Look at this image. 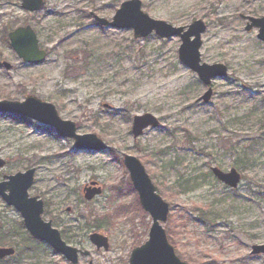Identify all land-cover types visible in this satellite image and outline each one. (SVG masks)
<instances>
[{
	"label": "rangeland",
	"instance_id": "1",
	"mask_svg": "<svg viewBox=\"0 0 264 264\" xmlns=\"http://www.w3.org/2000/svg\"><path fill=\"white\" fill-rule=\"evenodd\" d=\"M124 1L44 0L41 10L28 12L22 0H0V100L36 94L74 121L79 134H99L108 146L103 152L79 151L74 139L50 126L2 114L0 156L7 165L0 168V180L35 167L29 194L44 200V220L52 219L60 231L72 230L70 243L90 250L79 264H130L131 250L149 239L153 223L148 212L113 215L134 204L135 192L126 189L130 173L119 159L130 154L141 159L171 205L161 225L181 259L264 264V253L251 252L264 244V41L257 28L246 30L249 16H264V0H142L144 12L175 26L205 21L202 62L229 67L226 78L211 83L208 103L201 98L208 86L179 60V36L135 38L133 29L96 23L94 15L112 20ZM24 25L48 51L40 64L23 61L3 41L6 28L9 33ZM146 112L161 125L135 139L133 117ZM213 166L235 167L242 174L239 187L220 182ZM179 176L201 184L180 192ZM91 183L101 193L87 200L83 192ZM94 214H112L100 228L109 237V250L97 249L89 239L99 230L86 228ZM22 220L0 196V225L6 229L1 245L17 248L12 260L0 264H70L49 245L30 240Z\"/></svg>",
	"mask_w": 264,
	"mask_h": 264
},
{
	"label": "water",
	"instance_id": "2",
	"mask_svg": "<svg viewBox=\"0 0 264 264\" xmlns=\"http://www.w3.org/2000/svg\"><path fill=\"white\" fill-rule=\"evenodd\" d=\"M22 8L30 12L43 8L44 0H22ZM245 17V16H244ZM99 25L117 29H133L135 38H144L154 31L160 38H172L179 36L181 45L179 47V60L196 72L200 80L210 85L216 78H226L229 68L224 63L208 64L202 62L201 47L203 45L202 35L207 29L204 20L196 19L187 26H175L165 20L156 19L144 12L142 0H126L117 9L112 20L94 15ZM249 22L246 30L258 29L257 37L264 41V16L248 17ZM11 47L20 58L30 64H40L47 57V51L42 49L39 39L30 25L19 26L9 33ZM7 69H11L9 62H4ZM213 95L210 87L201 97L208 103ZM110 108V106H108ZM16 113L31 118L39 123L52 126L59 134L75 140L74 147L80 151H104L107 145L96 133L79 134L78 126L72 120L63 119L55 104L48 102L36 94L25 95L20 100H0V114ZM160 120L150 112L135 115L132 123L134 138L144 134L147 128H158ZM124 164L129 170L134 188L139 194L141 206L153 219L149 232V239L142 245L133 248L129 262L130 264H189L182 260L171 244L166 229L161 222L167 221L171 210L170 204L157 192L156 184L147 172L143 162L136 156L124 154ZM6 165V159L0 156V168ZM36 168L32 167L26 171L5 175L0 181V195L9 205H13L23 216V222L30 234L51 246L56 252L62 254L72 264H78L80 256H89V250L79 249L70 245L60 230L53 226L52 220H44V201L39 196H30L29 189L34 183ZM213 174L223 183L232 188L238 187L241 182V174L236 168L224 171L219 167H212ZM94 183H92L93 185ZM85 197L92 199L101 193L100 188L86 186ZM90 240L98 249L110 248L109 237L103 232H94ZM14 247H0V259L15 254ZM253 254L264 253V244H256L252 247ZM90 260L88 264H92Z\"/></svg>",
	"mask_w": 264,
	"mask_h": 264
},
{
	"label": "trees",
	"instance_id": "3",
	"mask_svg": "<svg viewBox=\"0 0 264 264\" xmlns=\"http://www.w3.org/2000/svg\"><path fill=\"white\" fill-rule=\"evenodd\" d=\"M8 28H6V30H4V33H3V41L4 43H7V44H10L9 43V39H8V32H7ZM120 159V162L122 163V158H119ZM241 161V163L243 165H245L246 163V160L245 159H239ZM123 164V163H122ZM128 183L126 185V189L129 190V191H135L133 186H132V183H131V180L128 179ZM178 184L176 186H178V189H180V192H190L191 190H193L194 188H196L198 185L201 184V182H197V181H194L193 179H185L184 176H179L178 177ZM115 189L120 187L118 185H115L114 186ZM158 189H160V187H158ZM122 190V188H121ZM132 191V192H133ZM122 192V191H121ZM135 195H136V198H135V201H134V204L133 205H126V206H120L117 210V213L118 212H125V211H128L130 209L134 210V211H137L139 210L140 212H142V214L146 213L145 211H143V209L141 208L140 204H139V200H138V196L135 192ZM112 214H106V215H94V220L91 224H88L86 223V228H97V229H100L101 228V225L103 223H106L108 221H110L112 219ZM17 227V226H16ZM5 228V225H0V239L3 237V232L6 230L4 229ZM20 228L23 229V231H25V228H24V225H23V222L21 221L20 222ZM69 232H72V230L68 229L67 227L64 228V230H62V233H63V236L64 238L70 242L71 240V236L69 235ZM25 233L28 235V238L32 241H35L37 242L38 244H41V242L35 240L31 235L28 234L27 231H25ZM1 243V241H0ZM14 257V256H13ZM13 257H9L7 258V260H12ZM0 262H2V260H0Z\"/></svg>",
	"mask_w": 264,
	"mask_h": 264
}]
</instances>
